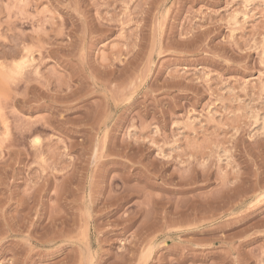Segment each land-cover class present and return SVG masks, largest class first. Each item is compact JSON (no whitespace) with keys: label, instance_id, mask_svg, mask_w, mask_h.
I'll use <instances>...</instances> for the list:
<instances>
[{"label":"rangeland","instance_id":"rangeland-1","mask_svg":"<svg viewBox=\"0 0 264 264\" xmlns=\"http://www.w3.org/2000/svg\"><path fill=\"white\" fill-rule=\"evenodd\" d=\"M0 264H264V0H0Z\"/></svg>","mask_w":264,"mask_h":264},{"label":"bare ground","instance_id":"bare-ground-1","mask_svg":"<svg viewBox=\"0 0 264 264\" xmlns=\"http://www.w3.org/2000/svg\"><path fill=\"white\" fill-rule=\"evenodd\" d=\"M22 57H23V56H22ZM25 57H26V56H25ZM22 59H23V58H22ZM27 59H28V57H27ZM26 61H27L26 58H24L21 62L15 63V64H14V68H15L16 70L22 68L23 65H25V63H27Z\"/></svg>","mask_w":264,"mask_h":264}]
</instances>
